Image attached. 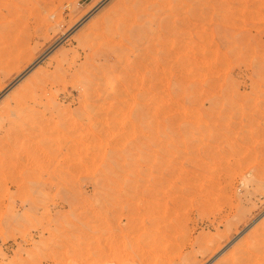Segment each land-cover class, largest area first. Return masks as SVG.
Returning <instances> with one entry per match:
<instances>
[{
	"label": "rangeland",
	"instance_id": "rangeland-1",
	"mask_svg": "<svg viewBox=\"0 0 264 264\" xmlns=\"http://www.w3.org/2000/svg\"><path fill=\"white\" fill-rule=\"evenodd\" d=\"M0 264H264V0H0Z\"/></svg>",
	"mask_w": 264,
	"mask_h": 264
},
{
	"label": "bare ground",
	"instance_id": "bare-ground-1",
	"mask_svg": "<svg viewBox=\"0 0 264 264\" xmlns=\"http://www.w3.org/2000/svg\"><path fill=\"white\" fill-rule=\"evenodd\" d=\"M102 4H103V3H102ZM102 4H101V5H102ZM99 6H100V5H99ZM96 9H97V8H96ZM97 10H98V9H97ZM221 10H222V9H221ZM238 11H239V10H238ZM239 12H240V11H239ZM196 15H197V14H196ZM193 16H194V15H193ZM210 18H211V17H210ZM225 18H226V16H225ZM209 21H210V20H209ZM205 22H206V21H205ZM191 23H192V22H191ZM231 23H232V22H231ZM133 24H134V23H133ZM214 24H215V23H214ZM236 24H237V23H236ZM136 25H137V24H135V26H136ZM189 25H190V24H189ZM192 25H193V24H192ZM218 25H219V24H218ZM228 25L231 26V24H228ZM137 26H139V25H137ZM230 26H228V27H230ZM197 27H198V26H197ZM132 28H133V27H132ZM142 28H143V27H142ZM162 28H164V27H162ZM204 28H205V27H204ZM230 28H231V27H230ZM127 29H128V28H127ZM187 29H188V28H187ZM236 29H237V26H236ZM128 30H129V29H128ZM143 30H144V29L134 31L133 29H130L129 31H126V32H125L126 35H124V36H125V40H126V39H130V38H132V39L134 38V39H135V37H138V38L141 39L142 36H143V32H142ZM188 30H189V29H188ZM193 30H194V28H193ZM193 30H192V32H193ZM114 31H115V30H114ZM164 31H165V30H164ZM183 32H184V31H183ZM185 32H188V31L185 30ZM211 32H212V31H211ZM125 33H124V34H125ZM164 33H165V32H164ZM167 33H168V32H167ZM160 34H161V33H160ZM188 34H189V33H188ZM146 35H147V34H146ZM186 35H187V34H186ZM207 35H208V34H207ZM165 36H166V35H165ZM165 36H164V37H165ZM102 37H103V36H102ZM146 37H147V36H146ZM164 37H163V39H165L167 36H166L165 38H164ZM170 37H171V36H170ZM177 37H178V36H177ZM180 37H181V36H180ZM99 38H100V37H99ZM103 38H104V37H103ZM184 38H185V37H184ZM184 38H183V39H184ZM201 38H202V36L200 37V39H201ZM209 38H210V37H209ZM212 38H213V37H212ZM169 39H170V38H169ZM178 39H179V38H178ZM218 39H219V38H218ZM147 40H148V39H147ZM149 40H150V39H149ZM167 40H168V39H167ZM167 40H166V41H167ZM201 40H205V39H204V36H203V38H202ZM201 40H199V41L201 42ZM107 41H109V40H107ZM134 41H136V40H134ZM140 41H141V40H140ZM163 41H164V40H163ZM210 41H211V40H210ZM120 42H121V41H120ZM138 42H139V41H138ZM138 42H137V43H138ZM148 42H149V41H148ZM179 42H180V41H179ZM179 42L176 41L175 45H176L177 43L179 44ZM202 42H203V41H202ZM204 42H205V41H204ZM204 42H203V43H204ZM117 43H118V42H117ZM139 43H140V42H139ZM168 43H170V42H168ZM210 43H211V42H210ZM220 43H221V42H220ZM114 44H115V42H114ZM121 44H122V43H121ZM130 44H131V43H130ZM151 44H153V43H151ZM154 44H155V42H154ZM154 44H153V46H154ZM161 44H164V43H161ZM161 44H159V45H161ZM196 44H197V43H196ZM213 44H214V43H213ZM215 44H216V42H215ZM122 45H123V44H122ZM148 45H149V43H148ZM165 45H166V43H165ZM167 45H170V44H167ZM173 45H174V44H173ZM216 45H217V44H216ZM117 46H118V45H117ZM137 46H139V45H137ZM162 46H163V45H162ZM118 47H119V46H118ZM149 47H151V45H149ZM158 47H160V46H158ZM164 47H165V46H164ZM170 47H171V46H168L167 49H171ZM175 47H177V46H175ZM216 47H217V46H216ZM122 48H124V47L122 46ZM134 48H135V47H134ZM153 48H154V50L156 49V47H153ZM153 48H152V49H153ZM160 48H161V47H160ZM178 48H179V47H178ZM127 49H128V48H127ZM149 49H150V48H149ZM161 49H162V48H161ZM163 49H164V48H163ZM112 50H113V49H112ZM125 50H126V49H125ZM146 50H147V49H146ZM171 50H174V49H171ZM207 50H208V49H207ZM123 51H124V50H123ZM152 51H153V50H152ZM162 51H163V50H162ZM167 51H168V50L165 49V52H167ZM174 51H175V50H174ZM178 51H179V49H178ZM181 51H182V50H181ZM187 51H188V50H187ZM204 51H205V50H204ZM216 51H217V50H216ZM116 52H117V51H116ZM116 52H115V53H116ZM125 52H126V51H125ZM144 52H145V51H144ZM146 52H147V51H146ZM146 52H145V54H148V53H146ZM150 52H151V49H150ZM163 52H164V51H163ZM168 52H169V51H168ZM142 53H143V52H142ZM156 53H157V52H156ZM170 53H171V51H170ZM170 53L168 54V56H169L168 58H170L171 56L173 57V55L170 54ZM176 53H177V52H176ZM182 53H183V52H181V54H182ZM185 53H186V52H185ZM199 53H200V52H199ZM116 54H117V53H116ZM161 54H162V53H161ZM161 54H160V55H161ZM188 54H190V53H188ZM191 54H192V53H191ZM197 54H198V53H197ZM202 54H203V53H202ZM176 55H177V54H176ZM179 55H180V54H179ZM179 55H178V56H179ZM182 55H183V54H182ZM185 55H187V54H185ZM185 55H184L183 58L186 57ZM199 55H200V54H199ZM199 55H195V56L198 57ZM118 56H119V55H118ZM146 56H148V55H146ZM156 56H157V55H156ZM149 57H150V56H149ZM149 57H147V58L149 59ZM158 57H159V56H158ZM174 57H175V54H174ZM181 57H182V56H181ZM188 57H190V56H188ZM188 57H187V58H188ZM212 57H213V56H212ZM107 58H108V56H107ZM178 58H179V57H178ZM190 58L192 59V57H190ZM190 58H188V60H189ZM193 58L196 59V57H193ZM202 58H203V55H202ZM136 59H139V58H136ZM151 59H152V58H151ZM151 59H150V61H151ZM163 59H164V58H163ZM165 59H166V58H165ZM170 59H171V58H170ZM185 59H186V58H185ZM185 59H184V60H185ZM204 59H205V58H204ZM204 59H203V60H204ZM126 60H127V59H126ZM143 60H144V59H143ZM143 60H142V61H143ZM155 60H156V59H155ZM158 60L160 61V59H158ZM167 60H168V59H167ZM172 60H173V59H172ZM175 60H177V58H175ZM179 60H180V59H179ZM188 60H187V61H188ZM196 60H197V59H196ZM200 60H201V59H200ZM200 60H197V62L200 61ZM206 60H207V59H206ZM129 61H130V60H129ZM144 61H145V60H144ZM156 61H157V60H156ZM156 61H153V62L156 63ZM163 61H165V60H163ZM168 61H169V60H168ZM181 61H182V60H180L179 63H180ZM204 61H205V60H204ZM121 62H122V61H121ZM145 62H147V61H145ZM182 62H185V61H182ZM200 62H201V61H200ZM126 63H127V62H126ZM129 63H130V62H129ZM140 63H141V62H140ZM148 63H149V61H148ZM148 63H147V64H148ZM155 63H154V64H155ZM157 63H158V62H157ZM157 63H156L155 65H157ZM137 64H138V63H137ZM143 64H144V63H143ZM164 64H165V63H164ZM183 64L185 65V63H183ZM141 65H142V64H141ZM152 65H153V64H152ZM155 65H154V67H155ZM174 65H175V64H174ZM142 66L144 67L145 65H142ZM146 66H147V65H146ZM149 66H150V65H149ZM169 66H170V65H169ZM178 66H179V65H178ZM180 66H181V65H180ZM182 66H183V65H182ZM159 67H160V66L157 65V68H159ZM173 67H174V66H173ZM185 67H186V66H185ZM188 67H189V66H188ZM133 68H135V67H131V69H133ZM139 68H140V67H139ZM146 68H147V67H146ZM148 68H149V67H148ZM160 68H161V67H160ZM167 68H168V67H167ZM169 68H170V67H169ZM169 68H168V69H169ZM178 68H179V67H178ZM178 68H177V69H178ZM181 68H182V67H181ZM181 68H179V69H181ZM126 69H127V68H126ZM142 69H143V68H142ZM140 70H141V69H140ZM157 70H159V69H157ZM157 70L155 69V71H157ZM119 71H120V70H119ZM127 71H128V70H127ZM134 71H135V70H134ZM137 71H138V69H137ZM141 71H142V70H141ZM141 71H140V72H141ZM160 71L162 72V70H160ZM167 71H168V70H167ZM181 71H182V70H181ZM187 71H190V70H187ZM193 71H194V70H193ZM140 72H138V73H140ZM164 72H165V71H164ZM164 72H163V73H164ZM184 72H185V68H184ZM136 73H137V72H136ZM138 73H137V74H138ZM190 73H191V71H190ZM113 74H114V73H113ZM119 74H120V73H119ZM152 74H155V75H156V73H152ZM166 74H167V73H166ZM166 74H165V75H166ZM174 74H175V73H174ZM188 74H189V73H188ZM114 75H115V74H114ZM129 75H130V74H129ZM112 76H113V75H112ZM171 76H172V75H171ZM115 77H116V76H115ZM126 77H127V76H126ZM129 77H130V76H129ZM152 77H153V76H152ZM152 77H151V78H152ZM159 77H160V75H159ZM180 77H181V76H180ZM154 78H155V77H154ZM110 79H111V78H110ZM111 80H114V79L112 78ZM153 80H154V79H153ZM186 80H187V79H186ZM118 81H119L118 79L114 80V81L112 82V84H110L109 87H111V85H113V84L115 85ZM151 81H152V80H151ZM167 82H168V81H167ZM107 83H108V82H107ZM109 83H110V82H109ZM169 84H170V82H169ZM116 85H117V84H116ZM163 85H164V83H163ZM164 86H166V85H164ZM96 87H97V86H96ZM115 87H116V86H115ZM111 88H112V87H111ZM148 90H149V89H148ZM151 90H152V89H151ZM153 90H154V91H157V90H158V89H157V86H156ZM164 90H165V89H164ZM167 90H168V89H167ZM162 91H163V90H162ZM110 92H111V91H110ZM8 93H9V92H8ZM124 95H125V94H124ZM152 95H153V94H152ZM128 96H129V95H128ZM101 124H102V123H101ZM89 132H90V131H89ZM86 133H87V132H86Z\"/></svg>",
	"mask_w": 264,
	"mask_h": 264
}]
</instances>
